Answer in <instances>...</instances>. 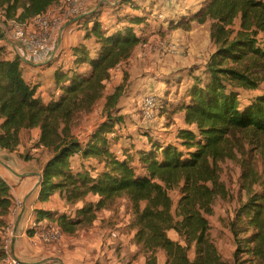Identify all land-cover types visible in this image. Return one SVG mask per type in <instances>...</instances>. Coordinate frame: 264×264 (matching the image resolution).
I'll list each match as a JSON object with an SVG mask.
<instances>
[{
	"label": "trees",
	"instance_id": "obj_1",
	"mask_svg": "<svg viewBox=\"0 0 264 264\" xmlns=\"http://www.w3.org/2000/svg\"><path fill=\"white\" fill-rule=\"evenodd\" d=\"M56 2L0 0V8L8 18L25 21ZM197 15L214 19L217 48L181 100L164 106L170 113L184 110L187 126L178 130L177 142L150 135L148 147H124L123 156L113 150L121 120L113 112L124 92L120 84L108 94L107 119L89 140L81 142L71 132L78 115L94 108L115 66L138 45L133 25L104 27L100 11L83 14L77 22L91 23L84 37L94 36L96 45L79 43L72 48L70 64L56 66L48 100L40 95L38 82L26 79L22 57L5 58L6 46L0 44V148L15 151L24 130L40 128L36 146L53 154L43 168L39 200L48 201L59 192L68 203L82 202L75 216L36 208L37 224L47 218L75 234L95 221V210L126 194L136 214L130 226L140 253L164 250L165 264H264V92H244L258 89L264 79V44L249 31H264V0H204ZM239 17L245 28L231 36L226 27ZM124 18L142 21L139 15ZM4 37L0 29V39ZM76 156L97 163L76 166ZM227 160L240 168L239 205L223 220L235 243L230 257L220 248L211 222L216 199L229 193L220 179V163ZM91 194L94 199L88 200ZM13 204L12 186L0 176L1 230L8 225ZM172 230L177 239L170 236ZM36 231L28 230L32 235ZM4 254L0 235V264ZM155 262L152 258L148 264Z\"/></svg>",
	"mask_w": 264,
	"mask_h": 264
},
{
	"label": "rangeland",
	"instance_id": "obj_2",
	"mask_svg": "<svg viewBox=\"0 0 264 264\" xmlns=\"http://www.w3.org/2000/svg\"><path fill=\"white\" fill-rule=\"evenodd\" d=\"M130 2L132 6L140 7L142 12L140 11L138 14H134L131 11H126L127 7L130 6ZM140 3L141 5L139 6L136 0H91L87 4L86 11L84 12L85 14L94 10L100 11L101 22L104 27L122 24L133 25L136 35L140 38L139 42H141V38L145 36H155L156 40L159 39L158 44H150L149 50L157 49L160 55L153 60L155 63H149L143 68V71L140 72L143 77H149V79L153 80L154 83L157 84V87L159 86V89L143 90L139 85L138 76L135 74V71L140 65L137 64L134 66L132 61H128L126 62L123 71L118 73L120 74V79L116 80L115 83L109 84L108 93L104 94L101 100L99 99L100 101L98 105L100 106L102 104V115L104 116L108 94L112 93L115 90V87L119 84L122 85V90L124 89V92L120 96L117 105L118 109L113 112L115 118H121L115 127L116 136L119 135L121 138L114 144V146L117 144H120V146H128L129 144V146L135 147L136 144L132 142L134 140L133 134H145L147 131L153 129L161 130L162 132L159 134H151L155 136L162 135L164 139L174 141V135H176V132H178L180 128L187 126V123L185 122L182 112L177 111L176 113H170L169 111L164 110V106L167 108L171 107L181 100L184 90L191 84L194 76L205 72L206 64L211 54L217 48L216 39L213 37L214 19L208 16L204 19H200L199 15H197L204 4V0H150L149 5L142 2ZM148 7L150 9H147ZM158 12L163 13L164 18L159 17ZM126 14L139 15L141 16L142 21L133 23L124 18ZM152 15L154 16V20L157 21H153ZM79 19L80 18H78V20ZM3 21L4 17L0 13V29L4 32L5 37H9L7 32L1 27ZM154 22H158L160 26H152V23ZM74 23L75 22L71 23V25ZM77 25L79 26L78 29H83L82 32H86L87 27L91 26V23L87 25L85 21H82L75 26ZM244 28L245 25L242 24L240 17L237 18L234 23L226 27V29L229 30L227 33H230L231 36H235L238 31L243 30ZM249 31H252L251 33L254 32L257 40L261 44H264L263 30H259L256 27H250ZM76 34H78V32H74L72 38L78 45ZM5 37L0 39V44L5 43ZM175 40L185 41V47H182L180 50L174 43ZM86 42L91 47L96 45L94 36L88 38ZM161 42L169 43V47L166 50L162 49L160 46ZM5 46V55H7L9 52L8 45ZM145 51L146 50L143 52ZM59 55H62L61 50ZM70 58L63 59L62 63L68 64L71 61ZM57 59L59 60V58ZM44 66L47 67V65ZM49 72L50 71H48L45 76L46 80H49ZM116 75L117 74L113 77V81L116 79ZM260 76H264V74L261 73ZM244 92L247 93L248 96L264 92V79L261 81L258 89ZM147 95L154 96L156 99V104L153 107V120H157L155 119L157 112L159 119L162 118V120L157 122L159 128L149 127L146 123L140 124L138 119L131 116L127 117L129 114L127 112L123 113L125 115L120 114L121 104L130 105L134 102L136 104L135 107L138 108V103H140L141 99ZM159 111L164 112L161 114L162 116L159 115ZM79 120L80 123H83L84 114L79 116ZM101 122L98 125H100ZM164 126H171V129H163ZM27 158H29V155ZM80 160V157L74 158V161L78 164L81 162ZM89 162H93V160H87V164H89ZM239 175L240 168L235 161L227 160L220 163V179L224 180L226 183L229 193L225 198L220 196L216 199L215 213L211 216V222L213 233L217 237L219 246L226 256L230 255L234 250L235 243L231 232L225 227L223 220L227 218L226 216H233L236 207L239 205ZM243 196L245 197L246 194L244 193ZM173 197L175 198V201H177L179 193L177 191L174 192ZM67 211L69 210L65 209L64 212ZM71 213L75 216L76 210H72ZM95 215V221L82 226L76 234L73 235L65 232L66 240L70 243L69 245L73 250L72 256L81 252H86L87 255H90V257H86L83 260L72 256L70 259L81 264H148L152 258L156 259L155 264L166 263L167 255L164 250H158L155 254L144 251L140 253L138 247L135 246L136 244L133 241L132 231L135 229L132 228L130 224L135 219L136 214L134 209L130 206L126 194L118 196L111 205L95 210ZM55 225L57 224L51 222L47 227ZM96 230H106L103 233L101 252H98V250L92 246L88 248L87 244H89V237L86 239L82 237L83 235L89 236V233H92L91 231L95 232ZM108 230H114L115 237L113 236L112 231ZM69 235L72 236L70 237ZM170 236L174 239L178 238L177 233L173 230L170 231ZM90 243H92V241H90ZM190 255L192 257L194 256L193 250L190 251Z\"/></svg>",
	"mask_w": 264,
	"mask_h": 264
},
{
	"label": "crops",
	"instance_id": "obj_3",
	"mask_svg": "<svg viewBox=\"0 0 264 264\" xmlns=\"http://www.w3.org/2000/svg\"><path fill=\"white\" fill-rule=\"evenodd\" d=\"M129 1V0H128ZM137 4L140 6L141 3H145L149 5L150 0H136ZM60 0H57L56 3H59ZM126 3V2H125ZM124 3V4H125ZM130 6L127 7L126 11H131L134 14H138L142 9L139 7H135L129 4ZM147 9H150L149 7ZM90 12H87L88 14ZM82 16V15H81ZM153 16V15H152ZM79 17L69 20L65 23L63 27L60 28L58 34L56 35L54 41L50 45V47L42 52V53H35L32 50L28 49L24 45L15 42L14 40L10 39L9 37H5V45H8V54L4 55L5 58H14L16 55H20L25 62L24 68V75L27 80H32L34 82L39 83V93L45 99L48 100L51 94V91L54 87L53 81V72L56 66L62 63L63 59L70 58L72 48L77 45V43L73 40L72 36L74 32H78L77 42L78 44L81 42H85L88 39H85V31L82 32L83 29H78V25L75 26L78 22ZM153 21L154 16L152 17ZM33 18L26 19L25 21L31 22ZM149 20V19H147ZM75 22L73 25L71 23ZM152 26H160L158 22L152 23ZM84 33V34H83ZM141 42L138 43L135 50L133 51L132 55L125 60L126 62L132 61L134 66L137 64L140 65L139 68L135 71V74L138 76L139 85L143 90H152V89H159L157 84L154 83L153 80L149 79V77H143L140 73L143 71V68L146 67L149 63H155L153 60L160 55L157 49L149 50L150 44H158V40L155 39V36L150 37H143L141 38ZM177 47L181 50L182 47H185L186 42L183 40H175L174 42ZM60 50L62 51V55H59ZM146 50L145 52H143ZM3 55V54H2ZM59 58V60L57 59ZM71 59V58H70ZM50 62V63H49ZM47 65V67H40V65ZM51 64H53L51 66ZM65 64V63H64ZM70 62L66 65H69ZM46 68V69H44ZM49 72V80L45 79L47 72ZM114 75V72H113ZM122 75V74H121ZM112 76V75H111ZM120 79V74L117 73L116 79L113 81V78H110L106 81V87L104 94L108 93V85L111 83H115L116 80ZM103 94V96H104ZM102 96V97H103ZM100 97V100L101 98ZM97 101L96 105L91 111L82 112L78 115V123L72 129L71 134L78 138L81 142H85L89 140L93 135L94 131L100 126L98 125L101 121L103 122L107 119L106 115H102L103 109L102 104L99 106ZM136 104L133 102L129 104H121L120 114L124 112L129 113L127 117H134L138 119L139 123H146L149 127L159 128L157 122L162 120L159 119V116L156 112L157 120H153L149 122L144 117V111H142L139 107H135ZM185 113L184 110L180 111ZM101 113V114H100ZM84 114V121L80 123L79 116ZM131 114V115H130ZM125 115V114H123ZM159 115L160 111H159ZM101 122V123H102ZM163 129H171V126H164ZM164 131V130H163ZM161 130H150L147 131L145 134H133L134 140L133 143L136 144L135 148L141 147H148L149 146V136L152 135L154 137L161 138L164 141H173L169 139H164L162 135L155 136L153 134L161 133ZM153 133V134H151ZM117 135V134H116ZM177 135V132H176ZM174 135V141L176 142L179 140L177 136ZM40 136V128H33L29 130H24L21 134V144L15 151H9L6 149L0 148V176L7 180V182L12 186V193L14 195V204L12 206V210L9 215L8 226L10 225L12 230L14 231L15 238L11 244V253L16 257L22 259L28 264H56L60 262H51V263H44L51 258H59L66 264H81L76 262L75 260L70 259L72 256V249L70 247V243L66 240V233L65 235L57 242H45L41 239L40 235L47 227L52 220L45 218L44 220L40 221L37 224L36 232L32 235L28 232L30 228L33 227L35 221V209L36 208H45L51 211H59L64 212L65 209H68V213H71L72 210H76L78 207L82 205V202L77 204L68 203L59 192L54 193L48 201H40L39 200V188L40 182L43 176V168L45 166L46 161L49 157L52 156L53 152H51L48 148L44 146H36V142ZM121 137L118 135L114 138L113 143V150L116 151L120 156H123V148L130 147L117 144L114 146L115 143L119 141ZM29 155V158H27ZM79 157V156H76ZM87 160H93V162H89L87 164ZM81 162L78 164L75 162L76 166L86 164L90 166L91 164H96V159H86L81 157ZM94 199L93 194L88 196V200ZM18 204V205H17ZM74 215V214H73ZM4 229H0V235H2ZM106 230H96L91 231L89 236L83 235L84 239L89 237V244L87 247L89 248L92 246L96 248L98 252H101L102 245H103V233ZM112 231L113 236L115 237L114 230ZM78 232V231H77ZM177 233V232H176ZM76 234V233H75ZM74 235V234H73ZM70 237L72 235H69ZM92 241V243H90ZM135 245V244H134ZM136 246V245H135ZM137 249V247H136ZM194 251V250H193ZM233 252V251H232ZM227 255L230 257L232 255ZM55 255V256H52ZM51 256V257H48ZM72 257H78V259L83 260L86 257H90L87 255L86 252L77 253ZM62 264V263H61Z\"/></svg>",
	"mask_w": 264,
	"mask_h": 264
},
{
	"label": "built area",
	"instance_id": "obj_4",
	"mask_svg": "<svg viewBox=\"0 0 264 264\" xmlns=\"http://www.w3.org/2000/svg\"><path fill=\"white\" fill-rule=\"evenodd\" d=\"M90 1L91 0H60L59 3L53 4L40 15L34 17L31 22L22 21L16 17L8 18L0 8V13L4 17L1 27L15 42L24 45L35 53H42L50 47L60 28L67 21L84 14L87 4ZM158 16L164 18L163 13L158 12ZM160 46L162 49L166 50L169 47V43L161 42ZM124 67L125 61L119 62L113 69L115 73L114 75L112 73L111 78H113L115 74L122 72ZM104 92L105 87L100 92V97L103 96ZM155 101L156 99L154 96L147 95L144 96L139 103L140 109L144 110V117L146 120L154 119L153 107L156 104ZM36 227L37 223L34 222L32 228ZM15 235L10 225L4 228L2 242L5 254L1 259V264H28L11 253V244ZM64 235L65 231L63 228L60 225H55L46 227L40 237L45 242L53 243L59 241Z\"/></svg>",
	"mask_w": 264,
	"mask_h": 264
},
{
	"label": "water",
	"instance_id": "obj_5",
	"mask_svg": "<svg viewBox=\"0 0 264 264\" xmlns=\"http://www.w3.org/2000/svg\"><path fill=\"white\" fill-rule=\"evenodd\" d=\"M95 132V131H94ZM51 262H60V263H62V264H66V263H64L61 259H59V258H51V259H49V260H47L46 262L44 261V263H51Z\"/></svg>",
	"mask_w": 264,
	"mask_h": 264
}]
</instances>
